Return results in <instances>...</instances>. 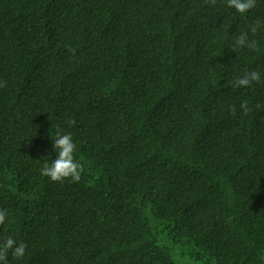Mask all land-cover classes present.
<instances>
[{
  "label": "trees",
  "instance_id": "obj_1",
  "mask_svg": "<svg viewBox=\"0 0 264 264\" xmlns=\"http://www.w3.org/2000/svg\"><path fill=\"white\" fill-rule=\"evenodd\" d=\"M0 81L8 264H264V0H0ZM58 130L78 183L40 174Z\"/></svg>",
  "mask_w": 264,
  "mask_h": 264
},
{
  "label": "clouds",
  "instance_id": "obj_2",
  "mask_svg": "<svg viewBox=\"0 0 264 264\" xmlns=\"http://www.w3.org/2000/svg\"><path fill=\"white\" fill-rule=\"evenodd\" d=\"M211 5L216 4V0H206ZM257 0H226V6L233 9L236 13L246 14L256 7ZM262 26V22L257 20L249 26L248 30L241 32L234 38L232 45L233 51L236 48L247 47L250 50H259L256 40H249V33L255 35L257 30ZM75 54V49H70ZM261 73L258 70L245 72L243 76H238L234 81V86L237 88L250 87L253 83H261ZM6 81H0V87H6ZM241 109L244 114L250 111L248 102L241 103ZM235 108H232V113L235 115ZM69 125H74L75 121H68ZM53 150L56 153V158L51 162H45L41 169L40 174L50 181L61 183L68 181L71 183H78L81 180L84 165L81 161L77 160L74 156L76 151V144L73 137L69 133H64L60 130L57 131L56 137L53 140ZM8 219V212L6 209H0V225L5 224ZM27 245L24 242H19L12 237H8L3 242H0V264H8L7 258L9 252L15 259H22L25 255Z\"/></svg>",
  "mask_w": 264,
  "mask_h": 264
}]
</instances>
